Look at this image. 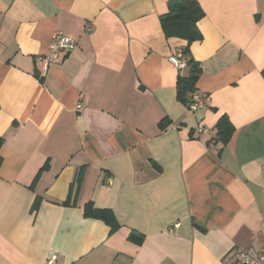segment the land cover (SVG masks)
Wrapping results in <instances>:
<instances>
[{"label": "crops", "instance_id": "1", "mask_svg": "<svg viewBox=\"0 0 264 264\" xmlns=\"http://www.w3.org/2000/svg\"><path fill=\"white\" fill-rule=\"evenodd\" d=\"M169 1L0 0V264H240L264 247V0H196V112ZM58 33L76 46L49 64Z\"/></svg>", "mask_w": 264, "mask_h": 264}, {"label": "trees", "instance_id": "2", "mask_svg": "<svg viewBox=\"0 0 264 264\" xmlns=\"http://www.w3.org/2000/svg\"><path fill=\"white\" fill-rule=\"evenodd\" d=\"M202 17L203 12L196 0H170L167 13L160 17V25L164 37L184 40L187 45L183 53L187 56L189 45L199 41L201 38L197 23ZM186 63L189 68L188 75L186 77H178L176 84L177 99L185 105L189 97L196 93L194 88L199 74V67L195 62L188 58ZM214 128L216 129L217 141L221 145H226L233 131L231 124L225 117H222ZM1 146L2 140L0 139ZM82 213L86 218L104 222L112 231L118 227L113 213L108 209H97L91 203H87L84 205ZM134 236L131 233L128 239L138 243L140 238Z\"/></svg>", "mask_w": 264, "mask_h": 264}, {"label": "built area", "instance_id": "3", "mask_svg": "<svg viewBox=\"0 0 264 264\" xmlns=\"http://www.w3.org/2000/svg\"><path fill=\"white\" fill-rule=\"evenodd\" d=\"M76 46L73 39L58 33L48 46L49 55L48 63L57 64L62 57L69 52L73 51ZM169 63L175 70L181 72L186 67L188 56L183 53V50H175L168 58ZM206 106L204 98L194 93L189 97L186 107L190 112H196L203 109ZM78 111L82 110V107L77 106ZM204 130L199 128L198 133H202ZM233 254L238 258L240 264H264V247L260 250L249 248L244 250L242 248H236ZM53 259H50L48 264H51Z\"/></svg>", "mask_w": 264, "mask_h": 264}]
</instances>
